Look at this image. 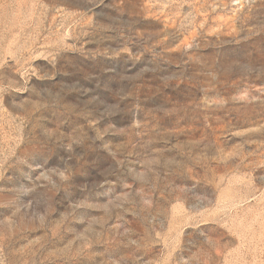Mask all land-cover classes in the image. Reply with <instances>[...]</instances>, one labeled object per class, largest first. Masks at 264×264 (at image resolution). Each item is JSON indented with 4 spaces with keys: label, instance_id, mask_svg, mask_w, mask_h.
<instances>
[{
    "label": "rangeland",
    "instance_id": "obj_1",
    "mask_svg": "<svg viewBox=\"0 0 264 264\" xmlns=\"http://www.w3.org/2000/svg\"><path fill=\"white\" fill-rule=\"evenodd\" d=\"M0 264H264V0H0Z\"/></svg>",
    "mask_w": 264,
    "mask_h": 264
}]
</instances>
